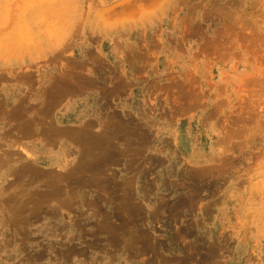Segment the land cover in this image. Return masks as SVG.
Returning a JSON list of instances; mask_svg holds the SVG:
<instances>
[{
  "label": "rangeland",
  "instance_id": "374dc122",
  "mask_svg": "<svg viewBox=\"0 0 264 264\" xmlns=\"http://www.w3.org/2000/svg\"><path fill=\"white\" fill-rule=\"evenodd\" d=\"M0 264H264V0H0Z\"/></svg>",
  "mask_w": 264,
  "mask_h": 264
}]
</instances>
